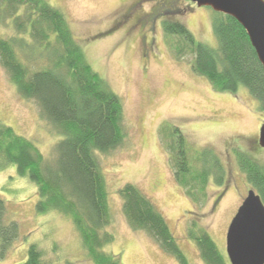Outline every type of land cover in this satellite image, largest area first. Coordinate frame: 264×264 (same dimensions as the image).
Wrapping results in <instances>:
<instances>
[{
  "label": "rangeland",
  "instance_id": "rangeland-1",
  "mask_svg": "<svg viewBox=\"0 0 264 264\" xmlns=\"http://www.w3.org/2000/svg\"><path fill=\"white\" fill-rule=\"evenodd\" d=\"M46 1L64 13L87 60L123 103L125 139L110 152L98 154L112 214L106 229L114 235L106 250L119 257L120 264H179L151 236L127 222L119 189L132 183L164 216L188 264H205L187 236L194 222L227 255L228 225L253 188L238 167L235 150L264 165V148L257 142L264 112L256 98L244 86L236 93L214 90L193 70L190 52L175 54L178 37L167 35L160 24L153 31L126 29V9L133 0ZM154 5H160V0L147 1L142 10L150 11ZM176 6L180 11L173 21L184 23L196 40L218 48L212 8L191 0H176ZM0 35H17L10 20L0 24ZM22 60L32 68L43 64ZM0 121L30 139L47 159L54 158L57 132L36 103L19 94L1 63ZM163 126L179 128L190 150H214L225 166V182L219 186L210 181L201 203L193 202L174 177L167 147L170 139ZM0 197L6 203V219L15 220L20 232L0 264L24 260L31 243L39 245L50 264H93L67 217L56 211H35L36 185L16 175L12 165L0 170Z\"/></svg>",
  "mask_w": 264,
  "mask_h": 264
},
{
  "label": "trees",
  "instance_id": "trees-1",
  "mask_svg": "<svg viewBox=\"0 0 264 264\" xmlns=\"http://www.w3.org/2000/svg\"><path fill=\"white\" fill-rule=\"evenodd\" d=\"M10 20L17 35H0V63L19 94L33 100L40 114L55 129V156L47 159L28 138L0 121V170L12 165L16 175L36 185L35 211H56L73 224L85 256L93 264H120L106 250L114 235L106 227L112 214L105 177L98 154L108 153L125 139L123 103L108 82L93 69L72 35L64 13L46 0H0V24ZM169 36H177L174 52L193 55V70L214 90L236 93L248 89L264 112V69L244 27L232 16L213 11L212 27L218 48L196 40L180 21L161 24ZM42 62V66L29 67ZM163 131L170 139L168 151L174 177L195 203L206 199L210 181L223 185L226 169L210 148L187 146L177 127ZM239 169L264 203V165L235 150ZM122 210L134 230L151 236L179 264L187 257L166 219L135 184L119 189ZM6 203L0 197V260L19 237L15 220L6 219ZM205 264H230L207 231L194 222L187 232ZM12 264H50L37 243L26 249V258Z\"/></svg>",
  "mask_w": 264,
  "mask_h": 264
},
{
  "label": "water",
  "instance_id": "water-1",
  "mask_svg": "<svg viewBox=\"0 0 264 264\" xmlns=\"http://www.w3.org/2000/svg\"><path fill=\"white\" fill-rule=\"evenodd\" d=\"M197 6L234 17L246 30L264 69V0H191ZM258 144L264 148V121ZM230 264H264V203L254 188L247 191L226 232Z\"/></svg>",
  "mask_w": 264,
  "mask_h": 264
},
{
  "label": "flooded vegetation",
  "instance_id": "flooded-vegetation-1",
  "mask_svg": "<svg viewBox=\"0 0 264 264\" xmlns=\"http://www.w3.org/2000/svg\"><path fill=\"white\" fill-rule=\"evenodd\" d=\"M147 1L149 0L132 1V4L126 9V20L124 22L126 29L136 27L139 30L150 29L153 31L157 23L161 26L165 20L172 21L180 11L176 6V0H171L168 5L165 1L161 2L160 0V5H154V9L146 12L142 8Z\"/></svg>",
  "mask_w": 264,
  "mask_h": 264
}]
</instances>
